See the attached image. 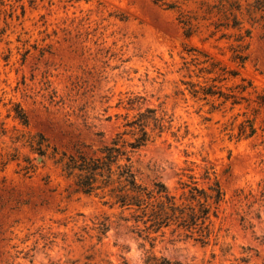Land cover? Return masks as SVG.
Returning <instances> with one entry per match:
<instances>
[{"label":"rangeland","instance_id":"374dc122","mask_svg":"<svg viewBox=\"0 0 264 264\" xmlns=\"http://www.w3.org/2000/svg\"><path fill=\"white\" fill-rule=\"evenodd\" d=\"M256 1L0 0V264H144L148 252L184 264H264V19L251 16ZM235 18L241 30L227 28ZM246 30L248 60L239 67L233 48ZM191 49L240 73L218 84L239 105L214 100L213 110L179 93L182 81H198L185 68ZM140 107L166 121L135 164L141 183L162 182L179 197L185 185L220 182L225 200L207 244L171 228L152 249L116 210L67 190L59 155L82 146L91 154ZM246 120L257 133L239 139ZM104 217L111 229L100 242L92 227Z\"/></svg>","mask_w":264,"mask_h":264},{"label":"trees","instance_id":"16d2710c","mask_svg":"<svg viewBox=\"0 0 264 264\" xmlns=\"http://www.w3.org/2000/svg\"><path fill=\"white\" fill-rule=\"evenodd\" d=\"M252 9L251 16L259 13L264 19V0H257ZM241 25L242 22L235 18L227 28L241 30ZM245 33L236 38L237 46L233 48L232 62L239 67H244L248 60V44L244 42L245 38L251 37L252 32L246 30ZM191 36L188 29L186 37ZM193 52H198L203 59ZM188 54L191 57V62L185 61L188 77L192 78L191 73H194L198 81H182L186 88L179 91L181 95L187 91L192 99L211 105L213 110L214 100L221 101L220 105L230 101L233 107L240 104L238 95L225 93L218 86L236 79L240 75L237 70H229L216 58L196 49H191ZM190 65L196 69H190ZM200 79L204 81L200 82ZM241 89L244 92L246 87ZM19 118L24 125L28 124L25 113H19ZM165 122L164 116H160L157 109L140 107L132 117L127 114L114 137L91 154L85 151L87 146L76 147L72 153L62 152L61 155L55 150L54 154L60 156L55 163L61 170V176L69 183L67 190L73 189L72 194L98 198L105 206L116 210L119 219L125 224H132L133 232L136 231L134 233L139 238L150 242L152 249L157 237H162L171 228L174 232L184 231L188 237L197 234L198 240L207 244L213 234L212 217L218 218L221 204L225 200V193L218 180L208 190L199 188L196 183L192 187L185 185L188 190L178 197L162 182L148 186L138 178L135 167L138 157L144 148L165 131ZM256 133L254 120H246L239 126L238 138L250 139ZM38 152L45 160L43 142H39ZM205 178L209 179V174ZM259 218H262L260 214ZM93 224L92 230L97 232L101 242L111 229L109 218H96ZM242 261L249 264L248 259ZM144 264L184 263L172 262L148 252Z\"/></svg>","mask_w":264,"mask_h":264}]
</instances>
